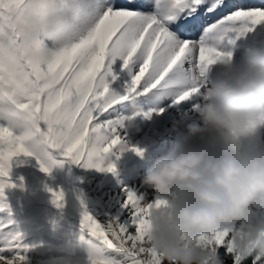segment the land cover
I'll use <instances>...</instances> for the list:
<instances>
[{
    "label": "snow or ice",
    "instance_id": "snow-or-ice-1",
    "mask_svg": "<svg viewBox=\"0 0 264 264\" xmlns=\"http://www.w3.org/2000/svg\"><path fill=\"white\" fill-rule=\"evenodd\" d=\"M259 26L264 2L0 0V197L15 187L9 176L21 157H34L46 174L64 160L115 173L111 157L143 154L123 134L127 115L121 108L131 97L194 102L206 71ZM197 29L198 39L188 38ZM117 61L128 77L123 94L110 87L118 79ZM48 191L63 208L64 192ZM124 193V222L113 217L101 223L80 202L79 239L89 264H162L149 246V214L167 201L127 188ZM7 208L0 201V211ZM200 239L224 264H264L254 252L237 254L227 231ZM31 247L14 221L0 224V264H25Z\"/></svg>",
    "mask_w": 264,
    "mask_h": 264
},
{
    "label": "clouds",
    "instance_id": "clouds-1",
    "mask_svg": "<svg viewBox=\"0 0 264 264\" xmlns=\"http://www.w3.org/2000/svg\"><path fill=\"white\" fill-rule=\"evenodd\" d=\"M227 51L200 80L199 120L187 125L185 142L157 156L141 177L167 201L149 214V246L162 264H224L200 238L226 231L237 254L264 257V143L245 149L264 130V46L247 47L238 60L237 47ZM213 67L219 71L210 80ZM127 106L126 129L139 131L145 108L135 96ZM56 250L62 255L49 264H80L70 240Z\"/></svg>",
    "mask_w": 264,
    "mask_h": 264
},
{
    "label": "rangeland",
    "instance_id": "rangeland-1",
    "mask_svg": "<svg viewBox=\"0 0 264 264\" xmlns=\"http://www.w3.org/2000/svg\"><path fill=\"white\" fill-rule=\"evenodd\" d=\"M249 0H235L238 3H249ZM199 29L188 35L198 39ZM235 58L238 60L249 46H264V26L237 40ZM120 61L113 66L118 79L110 87L123 94V84L128 79L126 73L119 70ZM219 69L213 67L208 78L214 80ZM195 100L182 104H173L171 99L142 101L145 111L156 109L151 118H138L139 131H124V138L130 147L143 150V158L134 151H126L111 157L116 172H101L95 168H84L82 164H73L64 160L62 165L53 167L50 173H44L34 157H21L13 163L10 182L15 187L6 188L0 201L16 214L25 213V218L16 227L31 249L26 253L25 264H49L50 258L59 257L62 253L56 249L71 241L72 258L80 264H89L88 249L79 239L81 219V200L88 211L101 223L115 217L121 222L127 219V210L121 207L125 198L124 189H131L147 198H154L152 189L141 184V177L147 167L159 155L176 144L184 143L188 136L187 125L198 122L194 111ZM163 109V111H159ZM128 106L121 108L128 115ZM264 143V130L254 139L245 142V149L251 150L255 145ZM58 159H63L58 157ZM53 191L65 194L63 208L52 203ZM2 212V211H1ZM264 215V214H262ZM54 236L55 240H50ZM41 253L32 256L30 253Z\"/></svg>",
    "mask_w": 264,
    "mask_h": 264
},
{
    "label": "trees",
    "instance_id": "trees-1",
    "mask_svg": "<svg viewBox=\"0 0 264 264\" xmlns=\"http://www.w3.org/2000/svg\"><path fill=\"white\" fill-rule=\"evenodd\" d=\"M150 100H145L144 103L149 102ZM26 214L22 213V214H16L13 211H0V224L3 223H7L9 220L14 221V226L18 223H20L24 218H25ZM50 240H55L54 236H49ZM29 239H25L24 242L29 243V241H27ZM32 256H36V255H41V253H35L32 252L30 253Z\"/></svg>",
    "mask_w": 264,
    "mask_h": 264
}]
</instances>
